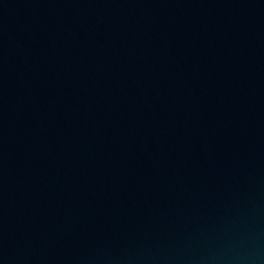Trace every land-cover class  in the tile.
<instances>
[{"label": "water", "instance_id": "95a60500", "mask_svg": "<svg viewBox=\"0 0 264 264\" xmlns=\"http://www.w3.org/2000/svg\"><path fill=\"white\" fill-rule=\"evenodd\" d=\"M0 264H264V0H0Z\"/></svg>", "mask_w": 264, "mask_h": 264}]
</instances>
